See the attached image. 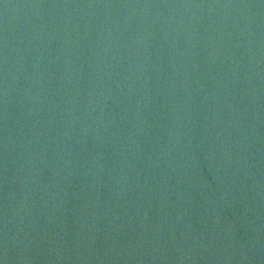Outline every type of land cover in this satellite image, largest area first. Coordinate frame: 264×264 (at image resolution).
Returning a JSON list of instances; mask_svg holds the SVG:
<instances>
[{"label":"water","instance_id":"1","mask_svg":"<svg viewBox=\"0 0 264 264\" xmlns=\"http://www.w3.org/2000/svg\"><path fill=\"white\" fill-rule=\"evenodd\" d=\"M0 264H264V0H0Z\"/></svg>","mask_w":264,"mask_h":264}]
</instances>
